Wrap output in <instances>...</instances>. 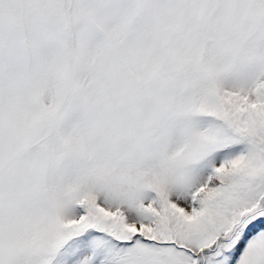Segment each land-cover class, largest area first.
Here are the masks:
<instances>
[{"label": "snow or ice", "instance_id": "1", "mask_svg": "<svg viewBox=\"0 0 264 264\" xmlns=\"http://www.w3.org/2000/svg\"><path fill=\"white\" fill-rule=\"evenodd\" d=\"M0 264H264V0H0Z\"/></svg>", "mask_w": 264, "mask_h": 264}]
</instances>
